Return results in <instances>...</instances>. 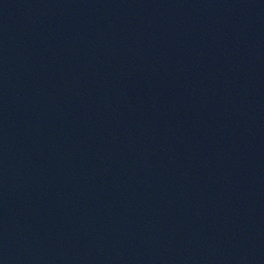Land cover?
<instances>
[{
	"label": "water",
	"instance_id": "1",
	"mask_svg": "<svg viewBox=\"0 0 264 264\" xmlns=\"http://www.w3.org/2000/svg\"><path fill=\"white\" fill-rule=\"evenodd\" d=\"M0 264H264V0H0Z\"/></svg>",
	"mask_w": 264,
	"mask_h": 264
}]
</instances>
